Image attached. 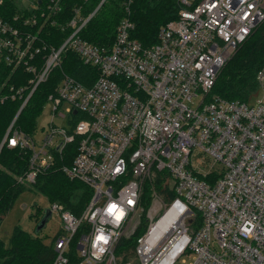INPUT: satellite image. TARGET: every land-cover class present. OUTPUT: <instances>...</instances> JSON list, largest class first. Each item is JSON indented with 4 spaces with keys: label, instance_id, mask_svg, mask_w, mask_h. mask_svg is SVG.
Instances as JSON below:
<instances>
[{
    "label": "built area",
    "instance_id": "1",
    "mask_svg": "<svg viewBox=\"0 0 264 264\" xmlns=\"http://www.w3.org/2000/svg\"><path fill=\"white\" fill-rule=\"evenodd\" d=\"M29 1L32 13L0 17V67L29 74L26 85L0 80V102L29 85L1 144L28 152L20 181L58 163L92 190L79 214L50 201L62 220L50 264H174L182 254L193 256L184 264H264V98H208L229 52L264 20V0H176L177 17L146 45L131 36L129 16L109 45L81 36L104 0L88 13L65 0ZM39 20L69 33L49 43L40 26L25 27ZM69 50L92 67L91 81L61 72L47 100L63 123L48 122L38 143L16 117ZM256 78L263 86L264 66ZM194 149L211 164L196 167ZM160 173L173 195L153 190L144 208L143 180ZM123 239H133V259H117Z\"/></svg>",
    "mask_w": 264,
    "mask_h": 264
},
{
    "label": "trees",
    "instance_id": "2",
    "mask_svg": "<svg viewBox=\"0 0 264 264\" xmlns=\"http://www.w3.org/2000/svg\"><path fill=\"white\" fill-rule=\"evenodd\" d=\"M40 1L44 6L47 0ZM100 0H65L64 8L81 5L84 12L91 11ZM104 0L96 13L81 29V36L99 45H109L115 38L120 20L129 16L133 22L131 36L137 38L142 44H150L156 40L158 29L178 15L176 0ZM30 1L3 0L0 3V17L11 20L14 13L24 15L32 13ZM22 25L21 21H16ZM26 29L35 32L40 26L39 34L44 40L59 45L69 30L60 24L50 21H38L37 25L26 24ZM264 66V20L241 42L235 52L220 68L215 83L210 90L208 98L222 97L239 99L249 102L259 88L256 78L257 71ZM65 71L84 83H90L88 73L92 67L83 64L73 51H67L60 66L53 69V73L45 81L40 82L31 93L15 120V126L26 132L33 133L36 116L41 111L46 95L58 83V76ZM19 78L15 73L6 77L8 71L0 67V80L8 79L15 85H26L29 74L18 70ZM14 77V78H13ZM13 79H15L13 81ZM23 97H6L0 102V224L3 217L12 207L18 195L25 189H36L42 192L49 201H58L64 208L79 214L90 199L92 190L84 182L69 178L59 167L58 163L43 172L38 173L33 182L20 181L19 177L28 168V152L18 147H7L1 144L2 137L17 112L23 98L28 93L29 85L25 87ZM5 91V87L1 91ZM48 92V93H47ZM167 175L160 173L143 180L141 201L147 208L152 201L153 190L161 193L167 188ZM171 191L168 192V195ZM40 209L37 208V212ZM146 226L143 219L137 234ZM133 239L122 240L115 246V254L119 261L129 259V249ZM53 243L45 242L38 235L32 234L20 226H15L8 244L0 237V264H50L54 258Z\"/></svg>",
    "mask_w": 264,
    "mask_h": 264
},
{
    "label": "rangeland",
    "instance_id": "3",
    "mask_svg": "<svg viewBox=\"0 0 264 264\" xmlns=\"http://www.w3.org/2000/svg\"><path fill=\"white\" fill-rule=\"evenodd\" d=\"M23 1L25 3L29 2V0H23ZM236 48L237 47H235L232 51L229 52L227 59H229L230 56L235 52ZM52 71L50 75L53 73ZM14 80L15 79H13V81ZM48 94L45 96L46 100L42 103L41 111L36 116L35 129L33 130L32 133L36 142L38 143L43 138L45 128L47 127L48 122L52 120L53 122L58 124L63 123V118L52 116L51 114L52 102L47 100ZM263 98H264V84L263 86L262 85L259 86L256 93L249 100V103L255 104L259 99H263ZM191 158L193 160L194 165H196V167L198 168H202L203 164L204 165L211 164V160L209 158H206V156L199 153L195 149L193 150ZM167 188L168 191L165 188V190L161 192L162 196L164 197V201H168L173 195L171 186L170 188L169 186ZM169 191H171L170 195H168ZM49 204L50 201L46 198V196L42 192L37 191L36 189H28V188L23 190L14 201L12 207L3 217V220L0 224V237L5 241L6 244H8L10 242V237L14 227L20 226L32 234H35L37 232L43 241L47 243L49 242L53 243V237L62 228V220L60 217V213L58 211H51V214L49 215L45 225L37 231L38 222L43 216L45 210L50 209ZM37 208L40 209L39 212H37ZM145 211L146 210H144L143 212V216L145 214ZM130 254H129V259H132L133 253ZM192 260H193V256L182 254L177 258L174 264H184ZM134 261L135 264H137V261L136 260Z\"/></svg>",
    "mask_w": 264,
    "mask_h": 264
},
{
    "label": "water",
    "instance_id": "4",
    "mask_svg": "<svg viewBox=\"0 0 264 264\" xmlns=\"http://www.w3.org/2000/svg\"><path fill=\"white\" fill-rule=\"evenodd\" d=\"M51 214V209H46L43 216L41 217L40 221L38 222V225H37V231L43 227L49 217V215ZM37 233V232H36Z\"/></svg>",
    "mask_w": 264,
    "mask_h": 264
},
{
    "label": "crops",
    "instance_id": "5",
    "mask_svg": "<svg viewBox=\"0 0 264 264\" xmlns=\"http://www.w3.org/2000/svg\"><path fill=\"white\" fill-rule=\"evenodd\" d=\"M15 73H17V74H16V77H18V78H19V72H18V71H16ZM7 74H8V73H7ZM8 76H9V75H6V77H8ZM130 253H133V252H130ZM130 253H129V254H130ZM130 255H131V254H130ZM133 258H134V254H133ZM133 258H132V259H133Z\"/></svg>",
    "mask_w": 264,
    "mask_h": 264
}]
</instances>
